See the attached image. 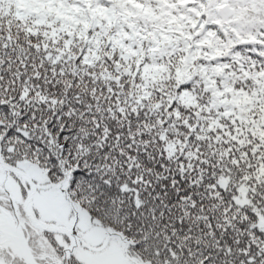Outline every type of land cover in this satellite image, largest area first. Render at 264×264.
Here are the masks:
<instances>
[{"label": "snow or ice", "instance_id": "snow-or-ice-1", "mask_svg": "<svg viewBox=\"0 0 264 264\" xmlns=\"http://www.w3.org/2000/svg\"><path fill=\"white\" fill-rule=\"evenodd\" d=\"M0 264H264V0H0Z\"/></svg>", "mask_w": 264, "mask_h": 264}]
</instances>
